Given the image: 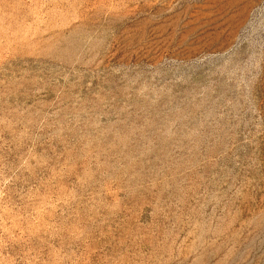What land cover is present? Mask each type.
I'll use <instances>...</instances> for the list:
<instances>
[{
  "label": "rangeland",
  "instance_id": "1",
  "mask_svg": "<svg viewBox=\"0 0 264 264\" xmlns=\"http://www.w3.org/2000/svg\"><path fill=\"white\" fill-rule=\"evenodd\" d=\"M0 264H264V0H0Z\"/></svg>",
  "mask_w": 264,
  "mask_h": 264
}]
</instances>
